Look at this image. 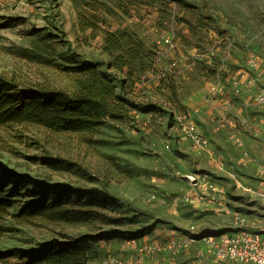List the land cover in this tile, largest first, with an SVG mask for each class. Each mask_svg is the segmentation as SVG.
Masks as SVG:
<instances>
[{
	"label": "rangeland",
	"instance_id": "1",
	"mask_svg": "<svg viewBox=\"0 0 264 264\" xmlns=\"http://www.w3.org/2000/svg\"><path fill=\"white\" fill-rule=\"evenodd\" d=\"M150 1L149 6L136 9L125 0H0V75L23 82L48 79L63 84L70 67L89 62L121 90L126 72L115 68L113 57L104 52L106 35L131 33V29L159 54L156 73L142 74L135 84L129 80L127 91L120 93L128 99L124 120H108L93 144L90 137L54 135L37 126L0 128V165L17 174L9 176L0 166V202L10 206L2 222L6 233L0 240V264L16 263L52 239L65 242L66 237L84 233L103 237L94 243L100 256L88 264H100L105 257L127 260V253L136 258V249L125 247L128 241L160 239L167 231L187 233L191 226L207 232L232 225L231 216L198 210L201 206L194 190L177 175L181 168L188 172L183 165L190 169L188 174L200 173L196 167L200 160L196 162L195 156L201 154L182 141L174 116L189 112L196 123L195 111L207 105L209 88L218 80L214 67L217 69L221 60L227 57L232 71L242 68L247 44L264 56V0ZM165 36H171L173 48L162 41ZM223 38L235 39L232 53L224 42L217 61L211 63L202 56L187 71L165 77L166 67L192 63L196 52L206 54ZM244 135L249 134L240 131L239 136ZM250 139L253 146L246 150L264 155V144ZM213 149L217 157L222 156ZM219 150L225 154L224 149ZM43 155L80 164L99 181L90 184L51 170L39 162ZM202 155L206 156L202 169L225 191L230 212L264 224V185L253 170L240 164L242 149L230 151L229 163L214 177L206 169L211 157ZM36 182L99 189L110 202L123 207L126 224L73 226L31 215L33 209L55 201L58 195ZM187 196L193 199L192 204Z\"/></svg>",
	"mask_w": 264,
	"mask_h": 264
},
{
	"label": "trees",
	"instance_id": "2",
	"mask_svg": "<svg viewBox=\"0 0 264 264\" xmlns=\"http://www.w3.org/2000/svg\"><path fill=\"white\" fill-rule=\"evenodd\" d=\"M125 1L136 9L145 8L151 2ZM129 30L131 33L118 31L105 36L107 48L104 52L113 57L112 65L115 68L126 72L127 78L121 81V90L112 80L101 75L97 65L89 62L75 63L70 67L63 84L48 79L23 82L18 77L0 75V128L37 126L54 135L90 137L89 141L93 144V138L108 120H124L128 99L121 97L120 93L127 91L129 80L135 84L142 74L146 76L157 70L158 52L141 41L133 30ZM166 73L165 77L175 76ZM38 160L51 170L73 175L87 183L96 184L99 181L93 172L69 160L55 159L50 155L40 156ZM0 166L5 174L17 175L3 164ZM36 183L58 195L55 201H46L41 207L33 209L31 215L45 216L49 220H60L73 226L100 224L123 227L126 224L127 218L123 216L127 213L123 207L110 202L99 189L74 188L71 183ZM9 212L10 206L0 202V240L6 233L2 222ZM101 240V235L91 233L66 237L65 242L52 239L44 243L40 251L25 254L12 264H88L100 256L94 243Z\"/></svg>",
	"mask_w": 264,
	"mask_h": 264
},
{
	"label": "built area",
	"instance_id": "3",
	"mask_svg": "<svg viewBox=\"0 0 264 264\" xmlns=\"http://www.w3.org/2000/svg\"><path fill=\"white\" fill-rule=\"evenodd\" d=\"M162 41L166 46L173 48L171 36L163 37ZM224 41L228 52L232 53L235 40L221 39V42H217L208 53L203 55L196 52L191 59L192 63L169 65L165 68L164 75L167 74L166 72L173 75L183 73L196 63V58H203L202 56L211 63L217 61ZM244 48L246 61L242 68L232 71L227 67V57L221 60L215 72L218 80L211 84L208 99L212 104L214 114L217 115V130L228 132L233 145L242 149L240 164L245 169L253 170L254 176L264 185V155L251 154L244 148V143L239 136L240 131L243 130L264 144V56L255 52L248 44L244 45ZM221 76L224 80H221ZM192 115L188 112L174 116L175 125L181 136L191 143L198 154H207L218 162L210 140L199 131ZM177 175L192 187L196 203H199L201 208L219 215L231 216L233 223L225 230L213 229L200 232L196 226H191L187 233L170 231L171 238L167 244L143 245L139 250L140 255L167 251L174 256H180L201 243L203 249L198 252L195 261L185 264H264V224L231 213L223 196L224 191L214 184L209 174H184L179 171ZM262 194L264 197V192ZM152 199H156V196ZM186 200L193 203L191 197L187 196ZM136 246L137 243L134 240L125 243L127 250L132 251L136 249ZM100 264L140 263L117 257H105L101 259Z\"/></svg>",
	"mask_w": 264,
	"mask_h": 264
},
{
	"label": "crops",
	"instance_id": "4",
	"mask_svg": "<svg viewBox=\"0 0 264 264\" xmlns=\"http://www.w3.org/2000/svg\"><path fill=\"white\" fill-rule=\"evenodd\" d=\"M207 102H208L207 105H205L206 103L204 104L206 106V108H205L204 105L202 107H200L201 110L204 107L202 112H201V110L200 111L196 110L195 113H196V117H197L196 118V124L198 126L199 131L206 138H208L210 140L211 146L216 149L217 153L219 155L222 154V156H218V162L215 159L210 158V159H212L213 162L209 159V162H208L209 165L206 166V169H208L209 172L212 173V176H213V174H219V172H223V171H221V170H223L222 167L224 165H226L227 163H229V157L227 156V154L230 155V151L233 152V149L234 148L236 149L237 147L234 146L233 143L229 141V134H228L227 131H219V130H217V124H216V121H215V120H217V115L214 114L211 102H209V100H207ZM180 137H181L182 141H184L186 143H190V142L184 140L182 136H180ZM248 137L253 138V137H251L249 135H244L243 137H240L241 140L244 143V148L245 149H249V147L253 146L251 144L253 140L248 138ZM254 142L257 143V144H260V142L255 140V139H254ZM189 145L191 146V144H189ZM260 145H262V144H260ZM219 147H220V149L221 148L224 149L225 154L222 153L219 150ZM223 156H224V160H223ZM259 156H262V155H259ZM205 157H206L205 155H199V156L196 155L195 156V161L196 162H199V160H200L198 165H196L197 168L199 167V169L201 171L200 173H205L206 172V171H204L202 169V166H201L202 162L206 159ZM238 159H240V156H239ZM183 167L188 172H186L184 169L181 168L182 173L188 174L190 169H188L184 165H183ZM232 174H233V172H232ZM192 208H194V207H192ZM194 209H196V208H194ZM198 210L203 211V212H208V213L212 212V211H206V210H204L201 207ZM213 214H215V213H213ZM170 238H171V236H169V232L168 231L164 233V236H162V238L156 239V240L155 239L149 240L148 237L137 238L136 239V241H137L136 250L134 249L135 250L134 253L136 254V258L137 259L133 258L134 256H132V255L129 257L128 255L130 253H127V255H126L127 257H125V258L127 259V261L137 262V263H140V264H185V263H193L195 261L197 255H198V252L201 249H203L202 244L199 243V244L195 245L194 247H192V249L190 251H188L185 254L180 255V256H174V255H172L171 253H169L167 251L159 252V253H157V254H155L153 256H149L148 254L145 255V256H141L140 255L139 250L141 249V247L143 245H149V246L165 245V244L168 243ZM102 244H104V243H102ZM105 248H107V247H105ZM122 255H124V254H122ZM121 257H124V256H121Z\"/></svg>",
	"mask_w": 264,
	"mask_h": 264
}]
</instances>
